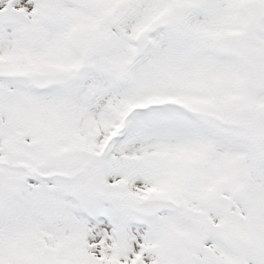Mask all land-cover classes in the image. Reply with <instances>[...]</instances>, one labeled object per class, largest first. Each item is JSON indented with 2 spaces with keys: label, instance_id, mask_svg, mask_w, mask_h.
Returning a JSON list of instances; mask_svg holds the SVG:
<instances>
[{
  "label": "snow or ice",
  "instance_id": "obj_1",
  "mask_svg": "<svg viewBox=\"0 0 264 264\" xmlns=\"http://www.w3.org/2000/svg\"><path fill=\"white\" fill-rule=\"evenodd\" d=\"M0 264H264V0H0Z\"/></svg>",
  "mask_w": 264,
  "mask_h": 264
}]
</instances>
